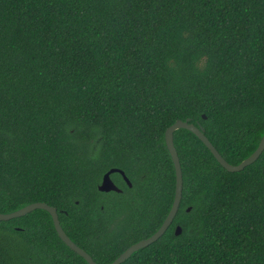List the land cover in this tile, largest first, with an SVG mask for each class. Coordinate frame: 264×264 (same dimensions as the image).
<instances>
[{"label": "trees", "instance_id": "trees-1", "mask_svg": "<svg viewBox=\"0 0 264 264\" xmlns=\"http://www.w3.org/2000/svg\"><path fill=\"white\" fill-rule=\"evenodd\" d=\"M178 120L230 164L256 150L264 0H0L1 213L45 202L74 243L110 264L171 208L165 131ZM173 141L178 212L121 264H264V151L230 172L191 131ZM111 168L131 186L114 172L120 192L100 191ZM0 264L88 263L36 209L0 221Z\"/></svg>", "mask_w": 264, "mask_h": 264}, {"label": "water", "instance_id": "water-1", "mask_svg": "<svg viewBox=\"0 0 264 264\" xmlns=\"http://www.w3.org/2000/svg\"><path fill=\"white\" fill-rule=\"evenodd\" d=\"M184 128L189 131H191L193 134H195L201 141L202 143L211 151L213 156L216 158V160L219 162V164L225 168L227 171L230 172H236V171H241L243 170L246 166L254 163L261 153L264 151V135L260 139V142L256 148V150L248 156L246 159H244L241 163L237 165H233L228 163L222 155L218 152V150L214 147V145L211 143V141L206 137V135L203 133V130L199 128L198 126L189 123L188 121H182L178 120L174 124H172L170 127H168L165 131V143L166 146L169 150V153L172 157L174 168H175V175H176V183H175V194H174V200L171 205V208L165 217L164 221L160 225V227L157 229L155 233H153L150 237L140 240L131 246H129L126 250H124L114 261H112L110 264H121L124 262L126 259H128L135 251L144 248L154 241L158 240L168 229V227L171 225L173 222L182 198V190H183V175H182V169H181V164L179 160L178 153L176 151L174 141H173V133L175 130ZM114 172H118L122 175L124 178L125 182L131 186L130 180L128 177L125 175L123 170L118 169V168H111L109 171H107L102 178L101 184L98 186V189L102 192H109V191H117L120 192V189L116 186V184L113 182L111 179V174ZM36 209H44L47 212L50 213L53 224L55 227V230L60 237V239L74 252H76L78 255H80L82 258L85 259V261L88 264H98L92 256L86 252L84 249L79 247L76 243H74L70 237L66 234V232L63 230L60 220L58 217V213L55 207L48 205L45 202H33L29 205H26L18 210H15L13 212L9 213H1L0 212V221H6L10 220L13 218L21 217L26 214H28L31 211H34ZM190 208H188V211ZM181 233V227L176 226L175 229V234H180Z\"/></svg>", "mask_w": 264, "mask_h": 264}, {"label": "flooded vegetation", "instance_id": "flooded-vegetation-1", "mask_svg": "<svg viewBox=\"0 0 264 264\" xmlns=\"http://www.w3.org/2000/svg\"><path fill=\"white\" fill-rule=\"evenodd\" d=\"M123 178V177H122ZM123 180H124V178H123ZM125 181V180H124Z\"/></svg>", "mask_w": 264, "mask_h": 264}]
</instances>
